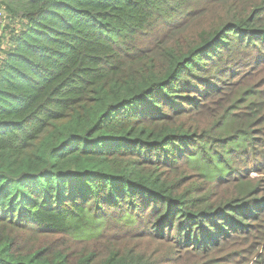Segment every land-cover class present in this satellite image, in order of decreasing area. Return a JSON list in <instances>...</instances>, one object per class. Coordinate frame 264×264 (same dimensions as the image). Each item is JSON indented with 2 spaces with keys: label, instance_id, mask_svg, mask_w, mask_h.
I'll list each match as a JSON object with an SVG mask.
<instances>
[{
  "label": "trees",
  "instance_id": "trees-1",
  "mask_svg": "<svg viewBox=\"0 0 264 264\" xmlns=\"http://www.w3.org/2000/svg\"><path fill=\"white\" fill-rule=\"evenodd\" d=\"M0 8V264H264V0Z\"/></svg>",
  "mask_w": 264,
  "mask_h": 264
},
{
  "label": "rangeland",
  "instance_id": "rangeland-1",
  "mask_svg": "<svg viewBox=\"0 0 264 264\" xmlns=\"http://www.w3.org/2000/svg\"><path fill=\"white\" fill-rule=\"evenodd\" d=\"M6 15V14H5ZM7 23H8V20L6 19V21L4 22V26L3 28L0 30V35L3 33V32H6L7 31ZM17 28H20V24L19 23H16L15 24ZM9 32V31H8ZM9 37H7V39L4 41V44L2 46V49H8L10 46V43H9ZM3 53H2V50L0 49V60L2 59L3 57ZM257 175L256 174H253L252 177H256ZM255 256L251 257V256H246V259H248L249 263L247 264H254V261H255ZM243 258L242 257H237L236 259H233V262H230L229 264H238L239 262L238 261H241Z\"/></svg>",
  "mask_w": 264,
  "mask_h": 264
},
{
  "label": "built area",
  "instance_id": "built-area-1",
  "mask_svg": "<svg viewBox=\"0 0 264 264\" xmlns=\"http://www.w3.org/2000/svg\"><path fill=\"white\" fill-rule=\"evenodd\" d=\"M5 22V13L2 8H0V30L3 28Z\"/></svg>",
  "mask_w": 264,
  "mask_h": 264
}]
</instances>
